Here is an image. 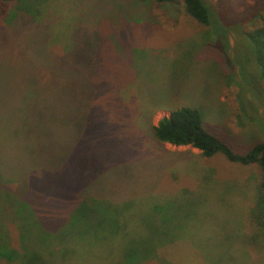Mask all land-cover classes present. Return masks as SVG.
Here are the masks:
<instances>
[{"label": "rangeland", "instance_id": "rangeland-1", "mask_svg": "<svg viewBox=\"0 0 264 264\" xmlns=\"http://www.w3.org/2000/svg\"><path fill=\"white\" fill-rule=\"evenodd\" d=\"M35 1L24 7L36 18L9 23L0 0V252L23 232L51 264L109 261L106 237L151 251L145 264H264L259 166L153 132L186 106L237 152L264 140L263 64L250 38L264 0H204L207 26L179 3ZM30 87L45 131H16ZM95 206L101 219L89 217ZM41 229L77 253L57 257ZM90 229L93 247L73 234Z\"/></svg>", "mask_w": 264, "mask_h": 264}, {"label": "trees", "instance_id": "trees-1", "mask_svg": "<svg viewBox=\"0 0 264 264\" xmlns=\"http://www.w3.org/2000/svg\"><path fill=\"white\" fill-rule=\"evenodd\" d=\"M3 1L9 5V13L5 15V19L9 23L21 16L22 13L29 14L30 16L33 15L30 13V10L24 7V4L30 0ZM154 1L158 4L179 3L184 12L191 18L201 23L202 26H207V24L210 23L211 11L205 4L204 0ZM34 3H36L35 0ZM36 11L40 14L38 8H36ZM33 17L36 18L34 15ZM250 38L256 42L258 47V56H260L264 72V26L251 31ZM91 78L95 79L92 84ZM96 78L97 77L94 75L87 76L84 81L94 88L97 86L96 83H100L99 80L96 81ZM40 100L41 97L36 95L35 87H30L29 92L23 95L21 101L23 103L29 102L31 106L26 110L24 107L18 108V117L20 116L19 119L21 121V126L16 131H20L21 129H24L28 126H34L39 131L46 130L45 128L47 127L44 115L36 109V104ZM153 132L157 139L164 143H170L177 146L190 145L201 150L202 155L206 157L222 155L231 163L258 165L260 168L258 185L261 198L264 201V140L253 144V146L244 152H237L221 135H218L208 128L204 121L203 114L198 108L186 106L175 108L171 111L169 116H165L160 119L159 122L153 126ZM46 165L55 169L58 168L55 164L54 166L50 163H47ZM85 205L86 204L81 203L73 215L78 216L80 210L83 209ZM88 212H91L89 217H98V219L102 218L96 206L90 209ZM60 233L48 234L43 229L40 230L42 239H44V236L48 239L47 247L56 251L58 253L57 257L63 256L66 259L67 255L69 258H72L74 253H77V247L75 245L73 248H71L70 245L65 244V239L64 237L61 238ZM73 234L78 240L82 241L83 243L88 242L89 246L93 247L96 237L93 235L92 229L88 230L85 234ZM110 241V238L106 237L105 243H107V248L105 247V255L109 261L99 262L98 264H145L146 262L150 261V259H152L151 251L144 250L141 247L133 246L114 247ZM8 246L9 247H6L2 252H0V264H3L4 262H17L19 264H51L50 261H46L45 257L40 256L42 254V252H40L41 250L37 249L38 246L33 241V238L26 233L21 232L19 239L17 237L10 239L9 237ZM42 246H44V242H39V248Z\"/></svg>", "mask_w": 264, "mask_h": 264}]
</instances>
